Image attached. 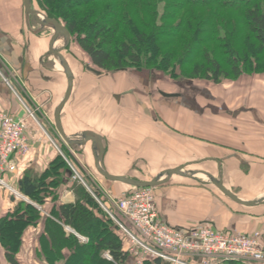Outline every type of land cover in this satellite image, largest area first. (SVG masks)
<instances>
[{"label":"crops","instance_id":"crops-1","mask_svg":"<svg viewBox=\"0 0 264 264\" xmlns=\"http://www.w3.org/2000/svg\"><path fill=\"white\" fill-rule=\"evenodd\" d=\"M53 35V28L27 20L23 0H0V110L24 117L28 108L43 122L41 127L29 120L31 151L9 178L15 186L25 173L42 175L59 153L54 115L68 80L59 59L49 54ZM64 44L60 39L56 48ZM72 70V95L61 113L67 136L99 135L103 168L112 175L164 182L152 190L160 218L173 228L188 232L211 225L232 235L260 233L264 247V75L215 85L160 80L149 72ZM75 149L83 150L85 172L97 176L92 142ZM180 167V174L169 177ZM220 181L255 205L228 198L217 187ZM98 182L113 196L129 191L126 184ZM76 200L72 188L60 190L59 204ZM19 202L0 188V219ZM38 232L39 227L27 232L23 253L29 259L37 258ZM0 264H7L1 245Z\"/></svg>","mask_w":264,"mask_h":264},{"label":"trees","instance_id":"trees-1","mask_svg":"<svg viewBox=\"0 0 264 264\" xmlns=\"http://www.w3.org/2000/svg\"><path fill=\"white\" fill-rule=\"evenodd\" d=\"M32 8L67 28L71 43L63 52L76 43L96 68L87 66L91 71L135 69L215 85L264 75V0H32ZM61 147L42 175L18 180L29 201L0 219L7 264H23L27 232L38 227L35 264H128L136 259L130 242L104 207L123 218L102 192L99 202L72 179V166L81 173L80 167ZM63 187L73 189L75 203L59 204ZM128 188L115 197L139 189ZM141 264L167 263L148 257Z\"/></svg>","mask_w":264,"mask_h":264},{"label":"built area","instance_id":"built-area-1","mask_svg":"<svg viewBox=\"0 0 264 264\" xmlns=\"http://www.w3.org/2000/svg\"><path fill=\"white\" fill-rule=\"evenodd\" d=\"M35 115L36 111L28 108L24 117H16L0 110V188L8 191L17 201L29 200L9 178L12 179L17 173L18 161L26 158L31 151L27 136L29 120H35L41 126ZM70 150L74 152L71 147ZM72 170V179L83 184L100 202L82 175L73 166ZM89 176L96 182L99 192L107 197L123 218L124 221H120L110 209L104 207L127 236L129 250L138 264L148 257L161 259L167 264H218L239 260L264 264V247L260 233L232 235L211 225L182 232L160 218L152 188H139L128 196L117 198L104 193L98 179L91 174Z\"/></svg>","mask_w":264,"mask_h":264},{"label":"water","instance_id":"water-1","mask_svg":"<svg viewBox=\"0 0 264 264\" xmlns=\"http://www.w3.org/2000/svg\"><path fill=\"white\" fill-rule=\"evenodd\" d=\"M23 2H24V9L27 20H29V18L31 17L42 28L51 27L54 29V35L52 36L49 44V54L59 59L60 64L63 67L68 80L67 93L63 98V100L61 101V103L59 104V106L56 108L54 117H55V124L57 130L63 141L66 143V145L74 149L78 146L86 145L87 143L92 142L96 170L105 180L109 182H119L135 188H155L158 185L163 184L164 182L158 181L157 179H154L150 182H143V181L130 179L124 176H116L108 173L103 168V164H102L105 148L102 138L99 135L93 132H87L82 136H78V137H70L66 135L61 121V113L63 108L71 98L73 85H74V74L68 60L65 58L63 54V50L70 45L71 34L67 30V28L64 27L60 22H58L55 19H49L45 17L38 10L32 8V0H23ZM60 39H63L65 41V44L62 48H56V43ZM163 95L166 97H171L170 95L167 94H163ZM182 170L183 167L170 171L169 177H172L174 174H180ZM217 187L224 195H226L228 198H230L231 200H233L238 204L245 206L255 205L254 202H244L240 200L237 196H235L232 192H230L228 189L225 188L222 181H220L219 184H217Z\"/></svg>","mask_w":264,"mask_h":264},{"label":"rangeland","instance_id":"rangeland-1","mask_svg":"<svg viewBox=\"0 0 264 264\" xmlns=\"http://www.w3.org/2000/svg\"><path fill=\"white\" fill-rule=\"evenodd\" d=\"M36 7H37V4H35ZM63 41V39H61ZM62 44V43H61ZM63 54L68 58V60L70 61V66H72V68L75 70V68H84L85 70H87V66L90 68V69H96L92 63L90 62V60L88 59V57L85 55V53L76 45V43L73 42V44L71 45V48L69 51H65L63 52ZM73 71V70H72ZM127 71H131V72H146V71H137L135 69H129ZM114 72H111L110 74H112ZM74 74V72H73ZM102 74H107L105 72H102ZM157 78H159L160 80H171L173 82H177V83H182V82H185V81H201V80H188V79H173L171 78L170 76H167L166 74H163V73H155ZM238 80H235V81H226V82H236ZM207 83V82H206ZM210 83V82H209ZM188 94H186L187 96ZM23 96V95H22ZM189 97H190V94H189ZM39 120L40 122V125L41 127H43V122H41L40 118H36ZM56 134V135H55ZM54 137H53V141L55 143V146L56 148L58 149L59 152H61V146L62 144H64L69 150H70V147H68V145H66V143L63 141V139L61 138L59 132L55 133ZM72 150V149H71ZM70 150V152L72 153L73 158L74 159V162L76 161V165L78 167H80V170H81V175L85 178V181H87V184L89 185V187L91 188V190L96 194L97 192H99V188L95 185L96 182L93 181V179L89 176L90 174H87L85 172V169L83 167V165L81 164V162L83 163L82 159H83V150L82 151H74L72 152ZM63 153V151H62ZM84 164V163H83ZM92 165V164H90ZM85 166V165H84ZM86 167V166H85ZM196 168H199V167H191L190 169H196ZM97 176H96V179H99V180H104V178H102L97 172H96ZM94 176V177H95ZM91 178V179H90ZM92 180V181H91ZM91 181V182H90ZM14 185V183H12ZM15 186V185H14ZM129 190V189H128ZM101 193V192H100ZM98 194V193H97ZM103 194V193H102ZM99 198V197H98ZM13 200H15L13 198ZM19 201H25L23 199L19 200ZM40 209V208H39ZM34 261L33 260H30L26 254L23 255V258H22V263L23 264H35L33 263ZM128 264H138L137 260L134 259V258H130Z\"/></svg>","mask_w":264,"mask_h":264},{"label":"bare ground","instance_id":"bare-ground-1","mask_svg":"<svg viewBox=\"0 0 264 264\" xmlns=\"http://www.w3.org/2000/svg\"><path fill=\"white\" fill-rule=\"evenodd\" d=\"M60 66V65H59Z\"/></svg>","mask_w":264,"mask_h":264}]
</instances>
